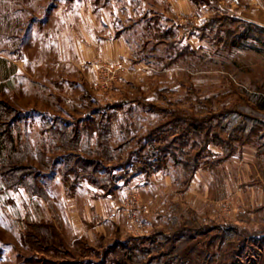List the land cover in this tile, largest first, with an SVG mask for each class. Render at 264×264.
Masks as SVG:
<instances>
[{"label":"rangeland","instance_id":"rangeland-1","mask_svg":"<svg viewBox=\"0 0 264 264\" xmlns=\"http://www.w3.org/2000/svg\"><path fill=\"white\" fill-rule=\"evenodd\" d=\"M165 110L210 128L192 127L184 145ZM0 115L23 154L17 170L0 159V264H112L148 245L140 239L197 227L233 233L208 249L218 260L232 242L236 264H250L252 249V264H264L263 0H0ZM103 117L123 160L110 161L115 183L65 178V162L80 171L85 160L104 176L99 135H85ZM158 128L171 155H188L121 177L140 136ZM75 130L78 149L61 150L55 132L71 140ZM3 144L18 161L7 134ZM186 158L197 162L192 175ZM37 227L48 242L54 229L74 256L31 244Z\"/></svg>","mask_w":264,"mask_h":264},{"label":"trees","instance_id":"trees-1","mask_svg":"<svg viewBox=\"0 0 264 264\" xmlns=\"http://www.w3.org/2000/svg\"><path fill=\"white\" fill-rule=\"evenodd\" d=\"M3 108L5 109V114H12V110L6 106L3 105ZM92 110V109H91ZM164 112L170 113V119L165 122L164 125L171 126L173 129H176L175 133L182 135L184 138L185 136H188V134L191 133V129L196 128L200 130H207L210 128V126L207 124L205 126V121H202L200 119L194 118V117H188L187 115H183L180 112H177L175 110H165ZM3 114V113H2ZM3 116V115H2ZM108 118V117H107ZM105 117L101 118L100 121L95 120V118L89 119L88 123H86L85 128V135L90 137L94 130L96 131L97 135H99V145L97 146L98 150L95 152V161H102L107 162L110 166L105 167L104 169V176L100 179L98 178V174L95 169L92 171H89L88 164L93 163L92 161L85 160L84 164L87 166H82L80 171H78L77 168L74 166L69 165L67 162H65V169L68 170L65 173V178H67L68 175L74 174L78 178H89L93 182V184L101 185L102 187H107L106 185L111 186L115 183V179L117 176H114L112 172L116 169V165L111 164L110 161L112 158H117L119 161L123 160L121 159V151H116L114 148H112L110 143L111 138V122L109 119ZM1 119V115H0ZM8 122H4L0 124V159L2 160L4 169L7 168L9 171L17 170L20 167H22L23 159L21 156H23L22 152L15 151L14 147V139L11 136L10 129H7ZM4 128L6 130H4ZM84 129V128H83ZM56 134H59V141H60V148L63 151H72L78 149V144L80 143V137L81 133H77L75 130L73 132L74 136H76L74 139V136L70 139V135H66V132H55ZM8 135V139L10 141L11 150H13V153H16V155H19L18 161L14 160L12 156L4 157L5 152L8 151L9 147L7 144H3V135ZM106 135V136H105ZM174 135V133H173ZM148 138H143L140 136L138 139V143L140 144L139 149L135 151H130L127 154V159L124 164L120 165L119 168L122 172L121 177H129L134 174L139 173H150L152 170L160 169L164 163L168 160L169 156L168 153L170 152V149L165 146V143L168 141L167 136L160 133V129H154L150 132H148ZM110 137V138H109ZM132 139L131 137H128ZM127 138V139H128ZM138 138V136H137ZM208 138V133H207ZM126 139V140H127ZM189 138H185V140L182 142L184 145L188 143ZM107 140L109 143H107ZM208 141V140H206ZM131 141L126 142L130 144ZM147 143V144H145ZM152 145V149L150 148L148 150H145L147 145ZM158 145L157 147L155 145ZM71 145V147L69 146ZM206 151V149H204ZM180 153L174 154L171 152L169 155H171L176 161L179 157L187 156L188 154L183 152L182 150L179 151ZM15 155V157H17ZM180 155V156H179ZM44 158V156H42ZM11 158V159H10ZM186 162L181 161V165L185 167V169L190 170V175L194 172L193 170L198 167L197 162L195 158H186ZM46 162H41L39 165L42 168L49 167L47 166ZM94 164V163H93ZM71 166V167H70ZM131 171V172H130ZM67 180V179H66ZM24 181L22 178H12L11 183H19ZM36 186V183H33ZM224 228V227H222ZM218 231L220 234H216L213 237H210L207 232L203 230L201 227H197L194 230L190 229H183L179 230L177 232L173 233H156L153 237L144 238L140 240L148 241L147 246H138L133 245L129 252L126 254H119L117 259L113 260L112 264H157L154 261L159 260V264H236V260L238 259L239 247L237 248L234 246V243L228 242L227 247L229 248L228 252L221 253L220 260H218V253H208V249L215 246L217 242H219L220 246H224L226 241H229L231 235L230 231H221V227L218 228ZM39 228H34V231L32 234H27V238L31 242V244L35 243L38 246L45 245V247L48 250L53 251H64L65 253L69 254L71 257L74 255H71L68 250H66L65 243L61 236L56 233V231L53 229L49 230V237L50 241H43V238L41 236V233L39 235ZM160 238L162 240H160ZM255 241V240H254ZM262 242H264V238H262ZM46 250V251H48ZM252 252V253H251ZM250 252V258H248L250 264L253 263L252 259H255L258 255V252L256 250L252 249ZM135 253L138 254L135 255ZM81 256L87 257V251H84ZM252 257V259H251ZM154 260V261H153ZM218 260V261H217ZM77 261V260H76ZM263 262V261H262ZM261 262V263H262ZM39 263L37 261L31 262V264ZM45 263L48 264H54L52 261H47ZM44 263V264H45ZM259 263V264H261ZM90 264V262L88 263ZM256 264V262H254Z\"/></svg>","mask_w":264,"mask_h":264},{"label":"built area","instance_id":"built-area-1","mask_svg":"<svg viewBox=\"0 0 264 264\" xmlns=\"http://www.w3.org/2000/svg\"><path fill=\"white\" fill-rule=\"evenodd\" d=\"M263 2H264V0H263Z\"/></svg>","mask_w":264,"mask_h":264}]
</instances>
